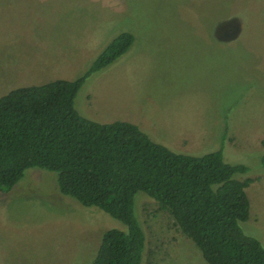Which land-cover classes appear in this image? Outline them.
<instances>
[{"label": "rangeland", "instance_id": "374dc122", "mask_svg": "<svg viewBox=\"0 0 264 264\" xmlns=\"http://www.w3.org/2000/svg\"><path fill=\"white\" fill-rule=\"evenodd\" d=\"M123 30L133 35L128 51L84 78L74 108L245 166L233 174L253 179L238 224L264 248V0H0V96L79 76ZM133 208L140 264H208L152 198L136 191ZM109 228L124 226L61 194L51 171L28 167L0 192V264H91Z\"/></svg>", "mask_w": 264, "mask_h": 264}, {"label": "trees", "instance_id": "16d2710c", "mask_svg": "<svg viewBox=\"0 0 264 264\" xmlns=\"http://www.w3.org/2000/svg\"><path fill=\"white\" fill-rule=\"evenodd\" d=\"M132 41L130 32L120 31L79 76L0 96V192H8L26 168L38 167L56 174L61 194L120 221L124 229L102 232L91 264H140L145 237L134 214L136 191L171 216L206 263L264 264V248L238 224L248 216L244 188L253 179L233 174L245 166L225 162L219 150L177 151L134 123L100 122L74 108L84 78L118 61Z\"/></svg>", "mask_w": 264, "mask_h": 264}, {"label": "crops", "instance_id": "0c3cea01", "mask_svg": "<svg viewBox=\"0 0 264 264\" xmlns=\"http://www.w3.org/2000/svg\"><path fill=\"white\" fill-rule=\"evenodd\" d=\"M19 87V86H18Z\"/></svg>", "mask_w": 264, "mask_h": 264}]
</instances>
